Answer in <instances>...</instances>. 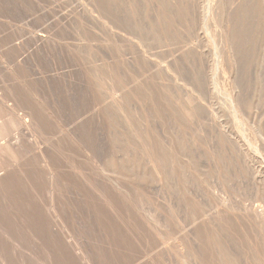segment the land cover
Returning a JSON list of instances; mask_svg holds the SVG:
<instances>
[{
	"label": "rangeland",
	"instance_id": "rangeland-1",
	"mask_svg": "<svg viewBox=\"0 0 264 264\" xmlns=\"http://www.w3.org/2000/svg\"><path fill=\"white\" fill-rule=\"evenodd\" d=\"M0 56V264H264V0H0Z\"/></svg>",
	"mask_w": 264,
	"mask_h": 264
},
{
	"label": "bare ground",
	"instance_id": "bare-ground-1",
	"mask_svg": "<svg viewBox=\"0 0 264 264\" xmlns=\"http://www.w3.org/2000/svg\"><path fill=\"white\" fill-rule=\"evenodd\" d=\"M211 7V6H210ZM207 15V14H206ZM118 22H119V20H118ZM118 24H121L120 22L118 23ZM121 26V25H120ZM124 35V34H123ZM32 45V44H31ZM30 45V46H31ZM33 45H34V43H33ZM37 45V44H36ZM36 45H34V48H39V47H35ZM38 46V45H37ZM30 48V47H29ZM31 49H33L32 47H31ZM30 49V50H31ZM33 51V50H32ZM35 52H36V49H35ZM30 54H32L31 52H29ZM217 55V54H216ZM3 57H5V56H3ZM7 57V56H6ZM2 58V56H0V59ZM8 58V57H7ZM2 60H3V58H2ZM6 60V59H5ZM4 60V61H5ZM10 60H12V59H10ZM12 62H13V60H12ZM16 63H18V62H16ZM64 64V63H63ZM17 65H19V64H17ZM62 65V64H61ZM59 66V65H58ZM57 66V67H58ZM13 67V66H12ZM16 67V66H15ZM48 67V66H47ZM61 67V66H60ZM59 67V69H61ZM63 68H64V66H63ZM66 68V67H65ZM64 68V69H65ZM4 69V68H3ZM17 69V68H16ZM34 68H31V70H33ZM9 70V69H8ZM12 70V69H11ZM14 71H15V69H13ZM12 70V71H13ZM31 70H30V72H31ZM35 70V69H34ZM33 70V71H34ZM50 70V69H49ZM95 70V69H94ZM7 71V70H6ZM11 71V74L13 73V75H14V73H16V72H12ZM32 71V72H33ZM61 71V70H60ZM63 71V70H62ZM96 71V70H95ZM10 72V71H9ZM34 72H38V69L36 70V71H34ZM5 74H7L6 72H4ZM39 73V72H38ZM56 73V72H55ZM54 73V74H55ZM60 73H62L63 74V72H60ZM67 72H65L64 74H66ZM37 73H35V75H36ZM43 75H45V76H47V72L44 74V73H42ZM50 74V73H49ZM93 74H94V72H93ZM33 75H34V73H33ZM39 75V74H38ZM51 76H52V73L50 74ZM57 75H58V73H57ZM67 75V74H66ZM90 75V74H89ZM92 75V74H91ZM2 76V75H1ZM15 76V75H14ZM13 76V80H17L18 78V76H19V74H18V76H15L14 77ZM41 76V75H40ZM45 76H44V78H45ZM94 76V75H93ZM110 76V75H109ZM5 77V76H4ZM21 77V76H20ZM35 77V76H34ZM42 77V76H41ZM40 77V79H42ZM48 77V76H47ZM53 77H55V76H53ZM52 77V78H53ZM74 77V76H73ZM91 77V76H90ZM1 78V77H0ZM22 78V77H21ZM49 78V77H48ZM56 78V77H55ZM55 78H54V80H55ZM61 78V77H60ZM65 78V77H64ZM87 78H88V76H87ZM86 78V79H87ZM95 78V77H94ZM37 79V78H36ZM39 79V80H40ZM51 79V78H50ZM57 79V78H56ZM62 79H63V77H62ZM67 79V78H66ZM74 79V78H73ZM89 79V78H88ZM91 79H93V78H91ZM109 79H111V78H109ZM108 79V80H109ZM5 80V79H4ZM11 80H12V78H11ZM42 80H44V79H42ZM45 80H46V78H45ZM45 80L44 81H42V82H45ZM48 80V79H47ZM53 80V79H52ZM20 81H21V79H20ZM37 81V80H36ZM35 81V82H36ZM60 81V80H59ZM63 81H65V79L63 80ZM5 82V81H4ZM3 82V83H4ZM9 82H11V85H13L12 83L14 82H12V81H9ZM8 82V79H6V83L8 84L9 83ZM47 82H49V81H47ZM55 82V81H54ZM53 82V83H54ZM91 82H93L92 80H91ZM90 82V84L92 85V83ZM0 83H1V81H0ZM3 83H1V84H3ZM6 83H5V87L7 86L6 85ZM18 83H21V82H19V79H18ZM40 83V82H39ZM62 83V82H61ZM60 83V84H61ZM95 82H93V84H94ZM23 84V83H22ZM21 84V85H22ZM51 85H52V83H50ZM54 84H56V83H54ZM60 84H58V86L60 85ZM64 84V82L62 83V85ZM88 84V83H87ZM89 84V85H90ZM96 84V83H95ZM4 85V84H3ZM16 84H14L13 86H15ZM20 85V84H19ZM25 85V84H24ZM26 86V85H25ZM25 86H23V87H25ZM53 86H55V85H53ZM52 86V88H54ZM93 86V85H92ZM8 87V86H7ZM10 87V86H9ZM9 87L8 88H5L6 90L8 89L9 90ZM16 87V86H15ZM62 87V86H61ZM60 87V88H61ZM96 87V86H95ZM95 87H93V88H95ZM3 88V87H2ZM1 88V89H2ZM18 88L19 87H17V89H14L15 91H17L18 90ZM59 87H58V89H60ZM91 88V87H90ZM4 89V88H3ZM22 90H24V88H21ZM20 89V90H21ZM41 89V88H40ZM56 90H57V87L55 88ZM7 90V91H8ZM19 90V91H20ZM43 90V89H42ZM55 90V91H56ZM93 90V89H92ZM19 91H17V92H19ZM30 90H28V92H29ZM47 91V90H46ZM50 91V90H49ZM49 91H47V93L49 92ZM58 91V90H57ZM24 92H27V90H24ZM27 92V93H28ZM45 92V91H44ZM93 92H94V90H93ZM9 93V92H8ZM7 93V94H8ZM26 93V94H27ZM30 93V92H29ZM29 93H28V95H25V96H28L27 98H25L24 96H23V98H25V101H28V100H30V99H32V102H33V100H34V97L36 98V95H35V93L33 92V90H32V98H30V96H29ZM37 93V92H36ZM46 93V94H47ZM92 93V92H91ZM17 94H22L21 92H19V93H17ZM45 94V93H44ZM51 94V93H50ZM49 94V95H50ZM96 94V93H95ZM94 94V95H95ZM11 95V94H10ZM23 95H24V93H23ZM35 95V96H34ZM38 95V94H37ZM42 95V94H41ZM93 95V96H94ZM13 96V95H12ZM34 96V97H33ZM45 96V95H44ZM37 97H40V100L42 101V99H41V96H37ZM11 98H13V97H11ZM11 98H9L8 99V97L5 95V93H1L0 92V163H8V162H6V158H5V152L8 150H13V151H15V152H17L16 154L18 155H22V152L21 151H23L24 150V152H25V150H28V148H27V144H26V142L27 141H23V137H22V135H20V133L19 132H25L26 130H28L29 132H31L30 133V135H33L32 134V129H31V127H33L34 126V124H36V123H39V125L40 124H42V122H41V117L40 116H38V114H37V111L34 109V107L36 106V104H38V106L40 105V103L39 102H36V103H34L35 104V106L34 107H32L31 105H29V101H28V106L30 107H28V114L27 113H25L24 115H21V114H18V112H17V105H16V102H14ZM22 98V97H21ZM29 98V99H28ZM43 98V97H42ZM44 98H47V97H44ZM26 99H28V100H26ZM37 99V98H36ZM39 99V98H38ZM24 100V99H23ZM47 100V99H46ZM36 101H38V100H36ZM40 101V102H41ZM44 101V100H43ZM11 102V103H10ZM35 102V101H34ZM13 103V104H12ZM43 103H45V102H42V105H43ZM38 106H36V107H38ZM41 106V105H40ZM40 110H41V107H38ZM44 108V107H43ZM37 109V108H36ZM43 110V109H42ZM41 110V111H42ZM44 110H46V109H44ZM39 112V111H38ZM49 112V111H48ZM36 122V123H35ZM50 122H52V120L50 119ZM49 122V123H50ZM43 125V124H42ZM62 125V124H61ZM47 127V126H46ZM60 127V126H59ZM39 128H41V127H39ZM48 128V127H47ZM30 129H31V131H30ZM62 129H63V127H62ZM61 129V132L63 131ZM45 131H47V129H45ZM49 131V130H48ZM24 132L22 133V134H24ZM28 133V132H27ZM26 134V133H25ZM24 134V135H25ZM29 134V133H28ZM28 134H27V136H28ZM44 136V135H43ZM25 137V136H24ZM29 137V136H28ZM36 137V136H35ZM31 138V137H30ZM49 138V137H48ZM36 139V140H35ZM34 139V141H33V139L31 140V139H29L28 138V140H31V142H34V144L37 142V141H39V140H37V138H35ZM41 140V139H40ZM46 140V139H45ZM36 141V142H35ZM42 141V140H41ZM49 141H50V139H49ZM47 142V141H46ZM40 143V142H39ZM47 144V143H46ZM48 145V144H47ZM35 145H33V147H34ZM39 147H41L40 145H39ZM39 147H37V148H39ZM44 147V146H43ZM47 147V146H46ZM32 150L34 149V148H31ZM36 149V148H35ZM31 151V150H30ZM36 151V150H35ZM38 151H39V149H38ZM28 153L29 152H27L26 154L28 155ZM42 153V152H41ZM24 154V153H23ZM29 154H31V153H29ZM13 155V154H12ZM18 155V156H19ZM8 156H11V155H8ZM8 156H6V157H8ZM14 156H16V155H14ZM42 156V155H41ZM23 158H21V159H25L24 157L25 156H22ZM13 161V163H17L18 164V161L17 160H15V159H13L12 160ZM47 161H48V159L47 158H44L43 159V162H45V163H47ZM10 162V161H9ZM11 163V162H10ZM5 164V165H6ZM5 165L3 166V167H5ZM12 165V164H11ZM11 165H9V166H11ZM50 165V164H49ZM9 166H6V167H9ZM12 166H15L16 167V165H12ZM11 166V167H12ZM19 166V165H18ZM42 166H43V164H42ZM53 166V165H52ZM11 167H9V168H7V170H6V168H3V170L5 169V171H8V170H10L11 169ZM0 168H1V165H0ZM19 168V167H18ZM13 169H14V167H13ZM12 169V170H13ZM46 169V168H45ZM48 172H49V167H48ZM17 171V170H16ZM10 172H15V171H9V173ZM51 172V171H50ZM5 173V172H4ZM47 173V172H46ZM6 174V173H5ZM13 174H15V173H12V174H10V176L11 175H13ZM53 174V173H52ZM52 174H51V176H52ZM4 175V174H3ZM2 175V176H3ZM49 175H50V173H49ZM16 176V175H15ZM3 177H5V175L3 176ZM3 177H2V182H3ZM7 177V176H6ZM12 177V176H11ZM10 177V178H11ZM8 178V177H7ZM14 178V177H13ZM12 178V179H13ZM52 178V177H51ZM58 178V177H57ZM56 178V179H57ZM1 180H0V182H1ZM5 181V180H4ZM16 181V180H15ZM57 181V180H56ZM14 182V181H13ZM18 182V181H17ZM3 188V187H2ZM53 188V187H52ZM5 192V191H4ZM0 193H2V191H0ZM3 195V194H2ZM4 195H8V194H4ZM9 196V195H8ZM0 197L2 198V196L0 195ZM3 197H5V196H3ZM10 197V196H9ZM50 199H53V198H50ZM4 200V199H3ZM52 202H53V200H52ZM4 203H6L5 201H4ZM3 204V203H2ZM1 204V205H2ZM8 206L10 205V204H7ZM12 205V204H11ZM4 206H6V205H4ZM3 206V207H4ZM8 206H6L5 207V210H6V208L8 207ZM42 206V205H41ZM10 207H12V206H9V208ZM14 207V206H13ZM18 207V206H17ZM9 208H7V209H9ZM44 208V207H43ZM46 208V207H45ZM4 210V211H5ZM12 210V209H11ZM3 211V210H2ZM8 211V210H7ZM10 211V210H9ZM59 220V219H58ZM57 221V220H56ZM14 222H16V221H14ZM18 223H20L19 221H18ZM61 225H62V223H60ZM16 225H17V223H16ZM19 225V224H18ZM63 226V225H62ZM18 227V226H17ZM60 227V226H59ZM21 229H22V227H20ZM22 231H23V229H22ZM25 232V231H24ZM8 233V232H7ZM9 235H11L10 233H9ZM12 235H13V233H12ZM17 235V234H16ZM16 235H14V236H16ZM23 236H24V234H22ZM27 235V234H26ZM30 235V234H29ZM63 235V234H62ZM18 236V235H17ZM14 238V237H13ZM17 237H15V239H16ZM25 238V237H24ZM27 238V237H26ZM6 239V238H5ZM20 239V238H19ZM19 239L17 238L16 240H18L19 241ZM15 240V241H16ZM20 240H22V239H20ZM23 240H25V239H23ZM6 241V240H5ZM8 241H10V240H8ZM18 241H16V242H18ZM11 242V241H10ZM20 242V241H19ZM21 242H23V241H21ZM27 243V242H26ZM6 244L8 245V243H7V241H6ZM28 244V243H27ZM32 244V243H31ZM10 245V244H9ZM13 245V244H12ZM39 245V244H38ZM5 246V245H4ZM14 246V245H13ZM22 246H23V244H22ZM37 246V245H36ZM8 247V246H7ZM6 247V248H7ZM10 247V246H9ZM26 247V246H25ZM41 247V246H40ZM2 248H3V246H2ZM1 248V249H2ZM5 248V247H4ZM4 248L2 249V251H4ZM6 248H5V250H6ZM13 247H10L9 249L11 250ZM17 248V247H16ZM16 248H14V249H16ZM31 248V247H30ZM18 249V248H17ZM43 249V248H42ZM79 249V248H78ZM7 250H8V248H7ZM9 251V250H8ZM19 251V250H18ZM15 252V251H14ZM16 252H17V250H16ZM33 252V251H32ZM1 253V252H0ZM8 253H10V252H8ZM11 253L13 254V249L11 250ZM34 253V252H33ZM79 253V252H78ZM84 253V252H83ZM17 254V253H16ZM18 254H20L19 252H18ZM17 254V255H18ZM35 254V253H34ZM3 255V254H2ZM6 254H4V257H6L5 256ZM8 255V257L7 258H9L10 256H9V254H7ZM20 255H22V254H20ZM48 255H50V254H48ZM80 254H78V256H79ZM15 256V255H14ZM13 256V258L15 259L16 257H14ZM20 256L18 255V258H19ZM23 257V256H22ZM28 257V256H27ZM81 257V256H80ZM10 258H12V257H10ZM16 259V260H19V259ZM21 258V257H20ZM24 258V257H23ZM34 258H36V257H34ZM84 258V257H83ZM83 258H81V259H83ZM31 259H32V257H31ZM86 259V258H85ZM5 260V259H4ZM7 260V259H6ZM13 260V259H12ZM29 259L27 258V261H28ZM8 261V260H7ZM11 261V260H10ZM21 261V260H20ZM23 261V260H22ZM35 261H38V260H35ZM15 262V261H14ZM34 262V261H33ZM55 262V261H54ZM53 262V263H54ZM59 262V261H58ZM87 262V261H86ZM23 263V262H22ZM52 263V264H53ZM56 263V262H55ZM90 263V262H89ZM1 264H2V262H1ZM9 264V263H8ZM11 264H13V262H11ZM34 264H39V262L38 263H35L34 262ZM59 264V263H58ZM60 264H62V263H60Z\"/></svg>",
	"mask_w": 264,
	"mask_h": 264
}]
</instances>
